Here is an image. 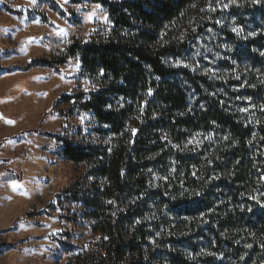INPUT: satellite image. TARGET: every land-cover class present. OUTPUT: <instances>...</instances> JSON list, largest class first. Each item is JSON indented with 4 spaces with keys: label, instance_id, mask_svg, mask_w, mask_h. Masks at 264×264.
<instances>
[{
    "label": "trees",
    "instance_id": "obj_1",
    "mask_svg": "<svg viewBox=\"0 0 264 264\" xmlns=\"http://www.w3.org/2000/svg\"><path fill=\"white\" fill-rule=\"evenodd\" d=\"M68 1L109 28L23 70L76 59L93 87L59 101L111 140L55 137L99 235L65 264H264V0Z\"/></svg>",
    "mask_w": 264,
    "mask_h": 264
},
{
    "label": "rangeland",
    "instance_id": "obj_2",
    "mask_svg": "<svg viewBox=\"0 0 264 264\" xmlns=\"http://www.w3.org/2000/svg\"><path fill=\"white\" fill-rule=\"evenodd\" d=\"M49 3H0V264H65L99 239L81 207L62 202V192L75 182L94 180L83 178L84 164L59 155L55 138L110 142L90 114L59 101L93 86L78 75L76 59L58 71L23 68L61 54L74 41L87 43L110 24L99 5ZM67 111L72 115H60Z\"/></svg>",
    "mask_w": 264,
    "mask_h": 264
},
{
    "label": "snow or ice",
    "instance_id": "obj_3",
    "mask_svg": "<svg viewBox=\"0 0 264 264\" xmlns=\"http://www.w3.org/2000/svg\"><path fill=\"white\" fill-rule=\"evenodd\" d=\"M3 2V0H0V3H2ZM9 123H11V122H9Z\"/></svg>",
    "mask_w": 264,
    "mask_h": 264
}]
</instances>
